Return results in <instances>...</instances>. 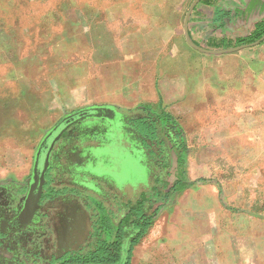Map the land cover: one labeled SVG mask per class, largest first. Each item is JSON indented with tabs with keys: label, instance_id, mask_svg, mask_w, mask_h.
Listing matches in <instances>:
<instances>
[{
	"label": "crops",
	"instance_id": "crops-1",
	"mask_svg": "<svg viewBox=\"0 0 264 264\" xmlns=\"http://www.w3.org/2000/svg\"><path fill=\"white\" fill-rule=\"evenodd\" d=\"M117 1L135 8L114 11L120 20L113 26L95 21L103 12L83 14L85 19L95 18L84 28L72 26L80 21L75 16L68 22L71 33L52 38L53 50L58 44L66 53L54 55L52 62L40 59L39 51L31 55L37 68L51 71L45 81L53 84L48 94L39 87L30 93L27 86L21 90L19 116H13L17 108L2 105L5 117L0 127L12 128V139L19 136L20 151L14 168L0 173V185L9 188L12 204L23 201L35 151L46 131L66 115L104 108L107 118L83 121L75 130L81 143L86 141V127L105 125V142L93 156L118 163V172L106 175L94 165H69L68 140L61 139L52 155L58 173L55 167L50 173L58 181L73 180L67 186L74 189H105L104 180H110L123 193L137 197L142 142L163 150L168 166L162 185L168 198L139 208L149 225L133 241L135 216L129 211L136 208L132 203L121 205L123 264H237L236 253L244 260L241 264H253L254 253H264V48L241 50L260 45L264 36L241 45L236 41L249 36L264 19V0ZM0 32L11 33L3 28ZM7 37L0 43V59L7 57L3 51L9 46H2L10 42L21 53L24 49ZM29 58L21 54V67ZM25 76L22 82L30 80ZM30 108L38 118L49 120L32 127L31 138L23 132ZM168 123L179 129L178 145L162 133ZM250 195L261 196L260 211ZM66 196L82 209L80 196ZM85 212L91 227L92 208ZM37 215L26 244L31 253L49 255L64 240L50 235L48 213ZM103 222L110 233L112 215ZM107 233L100 239L111 243ZM69 241L75 243L73 253L86 252L78 251L90 245V240L76 235Z\"/></svg>",
	"mask_w": 264,
	"mask_h": 264
},
{
	"label": "flooded vegetation",
	"instance_id": "flooded-vegetation-1",
	"mask_svg": "<svg viewBox=\"0 0 264 264\" xmlns=\"http://www.w3.org/2000/svg\"><path fill=\"white\" fill-rule=\"evenodd\" d=\"M68 116L69 115L62 117L50 130ZM82 122L83 121H79L67 128L54 143L49 153L48 164L43 177L44 182L38 205L30 217L27 218L24 216V207L32 183V172L27 192L21 202L19 200L17 203L12 204L13 200L10 197L9 188L0 185V264L124 263L122 246L119 243V237L122 235V232H120L118 227V225H121L123 218L121 205L132 203L136 208L134 211H129V215L135 216L132 217L135 219L131 224L135 233L133 232L130 236V240L133 241L140 234V231L142 230L141 225L146 221V218L141 216L144 211H139V208L144 207L145 203L154 202L156 198L155 196L161 195L159 190H163L162 184L165 179L168 163L161 148L156 149L153 144L147 146L142 142L141 148L143 150V160L140 162L141 192L137 197L134 196L133 192L123 193L116 186L115 182L110 180H104L106 186L105 189H102L99 186L96 188L87 186L79 187V189L70 188L69 185L74 183L73 180L69 181L62 179L58 181L55 180L56 177L52 176L50 173L51 169L56 166L55 159L52 156L54 153V147L61 139L68 140V142H65L67 145L65 153H67L66 158L69 165H86L88 167L94 165L102 172V174L106 175H115L119 170L118 163L105 162L93 156L95 150H98L99 146H102L105 142L102 135L107 132V127L99 123L92 124V128L86 127L84 131L86 134L84 137L86 141L79 143L83 138H79L75 127ZM164 128L165 129L162 130V133H166L170 141L175 144L177 143L178 145L179 129L176 125L168 123L164 125ZM50 130L46 131L44 136ZM59 182L63 183V186L58 185ZM69 182H71V184H69ZM67 184L69 185L67 186ZM165 192L167 193H164L161 196L163 202L167 200L168 197L166 196L169 194L168 191ZM71 194H74L76 197L80 196L83 199L84 206L82 205V209L91 211L92 208V212H89L90 223L92 222L91 227L88 225L89 217L85 210H82L81 206L78 205L75 200L67 198L66 195ZM43 205L45 206L43 207ZM74 207L76 208V211L73 210ZM40 211H45V214L48 213V216L51 219L49 226L50 235L53 233L55 238L59 241L64 240L58 245L57 249L49 255L44 252L37 254L31 253L32 250H30L26 244V241L29 240V226L33 223V220L38 217L37 214ZM150 213L149 215H152V213ZM110 214L112 215L114 226H111V228H113L112 231L107 233L104 228L103 220L109 217ZM106 233L112 241L111 243H106L100 239L101 236L103 234L106 235ZM73 235H76L78 239L85 238L88 241L90 240V245H88L86 249L82 248L78 251L86 252L73 253L71 251V247L75 243H70L69 239Z\"/></svg>",
	"mask_w": 264,
	"mask_h": 264
},
{
	"label": "rangeland",
	"instance_id": "rangeland-1",
	"mask_svg": "<svg viewBox=\"0 0 264 264\" xmlns=\"http://www.w3.org/2000/svg\"><path fill=\"white\" fill-rule=\"evenodd\" d=\"M134 8L130 3L117 0H0V28L11 32H7L9 35L0 32V43L8 36L7 39L10 41L14 39V42L22 43L24 46L22 53L20 47H15L14 43L10 42V45L6 44L2 46H9L10 48L8 47L3 51V54L4 52L8 54L7 57H1L0 59V121L4 122L5 114L3 108L6 106H13L14 109L17 108L13 116H19L22 113L18 101L21 99V90L26 88V86L30 90L29 93L36 87H39L46 94H48L47 91L51 92L50 84H53V82L49 83L45 81L51 71L48 68H44V66L41 69L37 68V63H33L31 55L39 51L41 53L40 59L52 62L54 55L65 52L63 46L61 50L58 49V44L54 45L56 50H53L52 38L54 36L62 37L63 34L71 33L72 31L67 28L69 27V21L74 20L75 16H77V19L80 21L76 24L74 23L72 26L81 25L84 28L86 25H90V22L95 18L85 19L82 15L97 11L99 13L103 12V14L102 17L96 18L95 21L104 20L107 25L113 26L117 20H120L117 14L113 13L114 11L126 9L130 11ZM92 23V25L95 24L94 22ZM262 48H264V41L258 46L241 51ZM15 53L17 55L20 53L18 58H15ZM21 54H23V57L26 54L30 56L26 67H21L20 65ZM212 58L210 57L209 59L211 60ZM31 73H35V76H31ZM25 74L30 75L28 82H22V80H26ZM7 97H9L8 100H5ZM50 102L48 101V103ZM33 111L30 108L27 114L28 123L23 124V132L27 130L30 138L35 131L32 127H35L41 120L46 123L49 121L47 116L38 118L37 114ZM23 116L25 117L26 113ZM7 126L10 127V125ZM11 129L5 128L4 130L0 127V173L12 170L17 163L16 157L19 156L20 145L17 144L19 143V136H17V140L12 139L13 137L10 134L12 132ZM19 132L20 130L18 134ZM163 191L161 190V195L155 196L154 203L163 202V198L161 197L164 194ZM250 196L254 202L253 207L260 211L261 203L259 199H261V196ZM263 201L264 199L261 202ZM254 254L256 257L253 264H264V253H262V257H260V253ZM239 256V253H236L237 264L244 263V260L240 259L241 257L239 258Z\"/></svg>",
	"mask_w": 264,
	"mask_h": 264
},
{
	"label": "water",
	"instance_id": "water-1",
	"mask_svg": "<svg viewBox=\"0 0 264 264\" xmlns=\"http://www.w3.org/2000/svg\"><path fill=\"white\" fill-rule=\"evenodd\" d=\"M259 41L253 45L258 44ZM109 112L104 108H88L78 111L68 117H65L52 130H50L38 145L34 157L32 169V183L30 185L29 193L25 202L24 216L30 217L38 205L42 186L44 182V173L48 164L49 153L54 143L60 138L61 134L70 126L79 121H86L91 119H103L108 117Z\"/></svg>",
	"mask_w": 264,
	"mask_h": 264
},
{
	"label": "trees",
	"instance_id": "trees-1",
	"mask_svg": "<svg viewBox=\"0 0 264 264\" xmlns=\"http://www.w3.org/2000/svg\"><path fill=\"white\" fill-rule=\"evenodd\" d=\"M262 36H264V19L255 24L254 29L249 36H247L246 38L238 39L236 41V44L241 45L246 43H252L258 40L259 38H261ZM148 225H149V220L144 221V223L142 224V230L146 229Z\"/></svg>",
	"mask_w": 264,
	"mask_h": 264
}]
</instances>
